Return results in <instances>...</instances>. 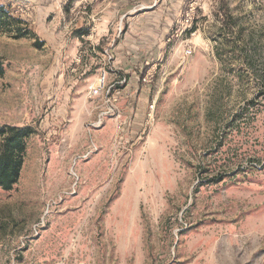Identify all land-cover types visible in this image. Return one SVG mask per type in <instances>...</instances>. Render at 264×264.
<instances>
[{"label":"rangeland","instance_id":"374dc122","mask_svg":"<svg viewBox=\"0 0 264 264\" xmlns=\"http://www.w3.org/2000/svg\"><path fill=\"white\" fill-rule=\"evenodd\" d=\"M0 9V264H264V0Z\"/></svg>","mask_w":264,"mask_h":264},{"label":"trees","instance_id":"16d2710c","mask_svg":"<svg viewBox=\"0 0 264 264\" xmlns=\"http://www.w3.org/2000/svg\"><path fill=\"white\" fill-rule=\"evenodd\" d=\"M28 134L27 129L0 127V187L3 190H11L19 178L25 150L23 139Z\"/></svg>","mask_w":264,"mask_h":264},{"label":"crops","instance_id":"0c3cea01","mask_svg":"<svg viewBox=\"0 0 264 264\" xmlns=\"http://www.w3.org/2000/svg\"><path fill=\"white\" fill-rule=\"evenodd\" d=\"M120 13H121V15H120V18H119V20H118V25H122V24H124V23H126L127 21H125V19H126V14L128 13V12H132V11H124L123 12V10H120L119 11ZM123 12V13H122ZM102 42V41H101Z\"/></svg>","mask_w":264,"mask_h":264},{"label":"built area","instance_id":"2783aa9c","mask_svg":"<svg viewBox=\"0 0 264 264\" xmlns=\"http://www.w3.org/2000/svg\"><path fill=\"white\" fill-rule=\"evenodd\" d=\"M190 54H191V50L190 49L184 50V55L189 56Z\"/></svg>","mask_w":264,"mask_h":264}]
</instances>
